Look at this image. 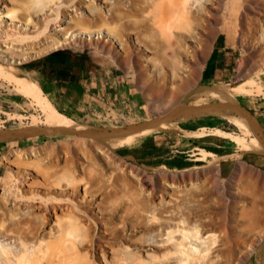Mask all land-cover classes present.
Returning <instances> with one entry per match:
<instances>
[{
	"label": "rangeland",
	"instance_id": "1",
	"mask_svg": "<svg viewBox=\"0 0 264 264\" xmlns=\"http://www.w3.org/2000/svg\"><path fill=\"white\" fill-rule=\"evenodd\" d=\"M33 1L8 0V7H12L14 11L25 17L30 14L35 22H39L44 18L47 9H55L58 6L59 8L56 9L66 13V16L70 15L69 17H73L74 20L84 19L87 26L92 27L93 30H110L115 35L114 40L117 45L122 47L120 52L115 54L113 51L115 45L107 38H99L95 40V43L77 44L17 65L22 72L39 85L42 95H46L62 114L94 129L127 128L171 112V101L175 95L172 88L187 85L186 75L189 74L193 80L190 81L188 92L181 99L182 102L191 101L194 93L192 90L198 86L238 85L249 79L251 83L248 88L253 92H247V94L240 92L236 94L234 101L241 106L239 117L255 126V130L247 131L227 117L221 118L209 113L211 115L190 116V120L180 122L177 128L170 131L156 133L149 131L150 135L144 130L139 131L135 134L137 141H132L126 146L114 142L116 146L103 144L92 138L91 143L89 137L60 136L57 133L47 132L41 137L27 138L21 142H3L0 135V159L5 157L8 162H13V150L29 151L35 148L41 152L39 157L42 160H36L35 157L30 165L25 164L26 167H30L37 161V164L34 163L36 165L32 166L34 170L25 167L27 171L19 162V166L22 165L20 167L22 171L18 176L12 172L15 169L12 167L13 164L9 169L0 164V189L3 184L6 185L5 194L7 191L6 196L10 195L8 199L11 202L7 205L11 209H8L7 203H5V208L3 206L6 200L0 201V209L3 207L0 210V225L2 226L0 231L15 228L14 223L18 222L13 216L15 213L11 211L9 214L7 211L12 210L13 207L18 208L20 205L19 208L22 210L19 208L17 210L24 213L23 215L20 213L21 219L32 224V226L26 224L27 227L37 229L40 227V220H43L42 216L47 215L44 212L47 206L53 203L55 210L60 206L62 210H52L45 218L49 222L44 229L37 231L39 238L31 239L36 229L31 231L32 234L26 231L28 243L31 245L39 242L38 239L45 242L51 240L46 256H53L60 249V243L51 237L49 229L59 228L60 222L63 224L64 217L68 214L66 208L70 209L71 206L75 208L76 203L79 202L80 197L73 193L75 188L70 186V178L67 177L70 176L72 166L77 164L73 172L75 177H71L76 178V182L79 179L82 182H78L79 185L76 183L77 194H83L85 186L89 185L86 201L91 203V207H87L89 214L84 213L82 208L75 210L80 213L86 231L88 230V232L85 231L88 234L87 240L91 242L92 239L96 243L93 246L87 240L84 242L85 238L81 240L84 243L82 253L87 255L84 260L86 264H106L101 257L102 250L107 253L108 261L113 263L115 260L112 259L111 244L120 249L128 245L131 250H141L140 253L144 252V258L147 256V251L162 253L166 248L165 244H160L161 239L165 238V236L161 238L163 228H173L174 231L176 229L178 231L180 228L181 230L192 228L191 226L197 223L202 229L207 228L213 233L216 232L215 238L219 245L216 253L218 259L214 264H264V154L255 150L253 146L255 132L259 133L264 140V128L260 121L264 118V0H192L191 4H193H190L192 6L190 9L195 13V17L201 19L199 22L192 20L188 29H186L188 23L181 20L186 24V30L182 29L183 22L182 24H179L180 21L176 22L175 29L179 28L176 30L172 29L174 24L170 25L169 22L173 30L171 36L174 38L170 37L171 33H167L170 27L166 21L170 20L164 14L169 11L167 9L173 0H160L161 4L159 1L149 4L147 0H53L48 1V4L45 3L48 8L42 5L45 11L36 8L38 5L32 6ZM97 10L103 13L101 16H105L104 19L96 17ZM161 13L162 18L160 19ZM163 15L167 20L163 21ZM171 22L173 23L172 19ZM166 24L168 26H165ZM0 32H2L0 39H7V34L5 35L1 30ZM191 34L193 36H190ZM166 36H168L167 39ZM228 36L232 38L231 41ZM178 37L186 38L184 40L187 43L185 41L184 43L186 47L189 46L187 50L191 53L183 51ZM11 39L14 40L12 36ZM226 43L232 46L233 60L230 71L222 77L220 72L214 74L216 67H220V62L216 65L214 59L215 55L222 53L221 46ZM59 52H69L83 60L84 63H88V69L96 72L95 79L101 78L102 82L107 81L109 85L113 84L118 88L106 98H87V88L80 85L72 86V88L70 86L64 91L52 92L51 82L55 81L57 76L62 75L61 78L71 81V78L77 80L84 78L87 74L86 68L78 70V67L76 74L70 72L73 70L71 67L77 64L71 63L65 53L61 54L63 60L58 62L56 67L48 64L38 70L32 65L36 62L41 64L43 60ZM178 59L182 60L180 61L182 65L185 62L189 70L184 65V67L181 65L173 69L166 62H174ZM239 62H243L240 69H238ZM51 68L54 71L53 74ZM206 71L209 74L208 78L203 76ZM173 73H176L175 78ZM116 75L129 80L135 89L136 99L124 95V89H120V85L113 80ZM151 75L153 77L150 78ZM258 86L262 89V93L257 89ZM68 92L72 94L69 95ZM181 95L183 96L184 92ZM179 101L177 100V103ZM204 101L210 100H202ZM35 118H44V113L35 98L20 90L11 78L0 76V126L3 127L1 129H21L24 123H31ZM41 124L43 127L44 124ZM191 140H199L201 147L194 149V146L189 143ZM154 142H161L167 147L164 151L158 150L156 156H153L152 151L153 154L150 152L151 155L146 156L142 148L151 147ZM127 148L136 152V155L127 154ZM195 152H199L200 155H195ZM172 157L173 159H170L172 161L177 157L176 163H167L163 166V161L168 162L166 160ZM198 157L201 160H197ZM40 161L46 168L51 165L48 167L53 173H50V177L41 174L40 167L37 166L41 165ZM90 165L92 167H89ZM52 166L59 170L56 171ZM64 170L69 174L66 177ZM47 177L48 179L53 177L51 179L55 183L58 177L61 178L60 182L64 186L69 185L68 190H57L55 187L57 184L50 189L49 182V188L47 186L48 189L44 188L47 185L45 181V179L48 180ZM16 180L19 181L20 186L16 184L18 182ZM20 181L24 182L22 183L24 185L20 184ZM51 181L50 184H54ZM32 182L42 187L36 185L34 188ZM17 186L22 188L21 191L24 189V192L20 193ZM28 190L33 191L31 198L29 194L25 196V193H29ZM61 192L64 195L60 196ZM130 198L131 201H129ZM3 209H7L6 211L9 215L12 214L13 218L8 214H2V212L6 213ZM28 211H32L31 214ZM54 212L59 217H55ZM181 219H185V222ZM176 233L174 235L178 237L179 231ZM5 241L12 243L13 249L19 248L17 240ZM105 242H110V244H104ZM98 245L101 246V250ZM125 252L127 251L122 252L121 258ZM2 258L0 257L1 260ZM175 259L176 256L171 255L153 264H165ZM4 263L7 264L6 261ZM0 264L3 263L0 262ZM42 264H46V261H42Z\"/></svg>",
	"mask_w": 264,
	"mask_h": 264
},
{
	"label": "bare ground",
	"instance_id": "2",
	"mask_svg": "<svg viewBox=\"0 0 264 264\" xmlns=\"http://www.w3.org/2000/svg\"><path fill=\"white\" fill-rule=\"evenodd\" d=\"M48 1L52 2L53 0H34L33 4H31V5L32 6L38 5V7H36V8H41L42 11H45L46 9L43 8V6L47 7L46 5L48 4ZM157 1H159V3H160V0H147V2L149 4H151V3L154 4L155 2L158 3ZM191 1L192 0H173L172 4L167 9L169 11H166L164 13L167 15V17H169V20H170V21H166V23L168 24L170 22L171 23L170 25L174 24V25H172V26H174V28L172 27L173 30L175 29V27H177V26H175L177 21L178 22L180 21L179 24L183 21L185 23H188V25L186 27V24L183 22L184 23L182 25L184 27V28L182 27L183 30L190 28L189 23H191L192 20L195 19L196 20L195 22L200 21L201 18L199 19V17H197V16L195 17L194 16L195 13L192 12V10L190 9V7H192L191 5L193 4V3L191 4ZM45 3H47V4H45ZM163 3H165V2L163 1ZM195 4H198V3H195ZM25 6L27 7V5H25ZM163 7H164V5H163ZM56 8L55 9H53V8L47 9L45 16H43L44 18L42 20H39V22H35L33 20L32 16H30V14L27 17H25V16H22L21 14H18V12L14 11L12 7L9 8L8 7V0H0V30L4 31L3 33H5V35L7 34V36H6L7 39L6 38L5 39L3 38L2 40L0 39V76L8 77V78H11L12 80H14L17 83V87H19L20 90H22L23 92H26L28 95H31L32 97L35 98L36 103L38 104L41 111L44 113L43 119L42 118H35L32 120L31 123H28V124L24 123V125L21 129L13 130V129L5 128L4 130H2L3 127L0 126V131L2 130V133L0 132L1 133L0 135H1V139L3 140V142H14V141L21 142L27 138L41 137L42 135H44L47 132V133H57L59 135L72 134V135H76V136H85V137L90 138L89 140L91 141V143H92V139H94V140L100 141L103 144H114L115 143V144H123L122 146H126L128 143H130L132 141H134V142L137 141L136 140L137 136H135V134H137L139 131L144 130V131H146V134H148V135H150V132L156 133L159 131H170V130L177 128L179 126L178 124L180 122L190 120V116H199L202 114H209V113H211L213 116H217V117H221V118L227 117V118L231 119L232 121L236 122L237 124L243 126L247 131L253 132L255 130V128H254L255 126H253L250 122L245 121L243 118L241 119V117H239L238 114H241V110H240L241 106L239 105V103L237 101L236 102L234 101V98H236V94H238L240 92H242L243 94H247V92L248 93L253 92V90L248 88V86L251 83V81L249 79L242 81L238 85H225V86L224 85H215V86L202 85V86H198V87H196V89L192 90V92H194L193 96H192V100L189 102H182L181 99L185 97L186 92H188L187 89L189 88V86L191 84L190 81L193 80L189 74L186 75L187 82L189 85L187 84L184 86H178V87L172 88L175 95L173 97V100L171 101V105H172L171 106V108H172L171 112L166 113L160 117H155V118L149 119L145 122L130 125L127 128L126 127L125 128L124 127H116L112 130L101 129V128L100 129H94V128L88 127L85 124L76 122L72 118H69L65 114H62L61 112H59V110L54 106L52 101L46 95H44V94L42 95L39 85L34 80H32L27 74L22 72L21 69H19L17 67V65L22 64L24 62H27L29 60L38 59V58L43 57L45 55H48L52 52H55L57 50L65 49V48H68V47H71V46H74L77 44H87L88 42L89 43L90 42L95 43L96 42L95 40L99 39V38H107L108 40H110L113 43V45H115V50H113L115 52V54L120 52V49H122V47H119L117 45V42L114 40L115 35L112 34L110 30L109 31H103L101 29L99 31L93 30L92 27L87 26L88 24L86 23V21L84 19L80 18L79 20H74L73 17H69L70 15L66 16V13H64L61 10L59 11ZM161 9H162V7H161ZM32 10H33V8H32ZM74 10H76V9H74ZM47 12H50V13H47ZM97 12L98 13L96 14L97 15L96 17L97 18L99 17L98 19L101 18V20H102V18L103 19L105 18V16H101V14L103 15L102 12H99L98 10H97ZM156 12L154 14H156ZM197 12L198 11H196V13ZM98 15H100V16H98ZM161 16H162V13L160 15V19L162 18ZM165 19L166 18L164 16L163 21H165ZM171 19L173 20V23L171 22ZM181 20H183V21H181ZM154 22H155V18H154ZM158 23H160V22H158ZM167 24L165 26L169 25V24L168 25ZM170 25H169L170 29H169V27H167L170 30V31L168 30L169 32H167L169 34L171 33V31H173L171 29ZM165 26H164V28H165ZM185 27H186V29H185ZM176 29H179V28H176ZM0 33H2V32H0ZM172 33L170 34V37H172L171 36ZM11 36L14 38V40L11 39ZM190 36H193V35L191 34ZM167 37L168 36H166V39H167ZM172 38H174V37H172ZM172 38H171V40H172ZM178 38H180V37H178ZM193 38H191V39H193ZM184 39H186V38H184ZM184 39L180 38L178 40V42H179V45L181 46V48L183 49V51L187 53V52H190L187 50V48H189V46L186 47V45L184 43V41H185ZM169 44H170V42H169ZM116 45H117V47H116ZM111 49H113V48H111ZM190 53H188V54L191 55ZM180 61H182V60H180ZM180 61L178 59V60H174V62H172V61H166V62L173 69H177V68L181 67V65H182V63ZM242 63L243 62L238 63V69H240ZM183 65L186 66L187 64H185V62H184ZM144 66H146V65H144ZM145 69H146V67H145ZM187 69H188V67H187ZM146 73H149V72H146ZM175 75H176V73H173L174 78L176 77ZM151 77H153V76L151 75L150 78ZM146 78H149V77H146ZM180 80H181V78H180ZM183 82H184V80H183ZM193 87H194V85H193ZM257 89H259V92L261 91V93H262V89L260 87ZM182 92H184L183 96L181 95ZM171 93L173 94V92H171ZM170 96H172V95L170 94ZM170 99H171V97H170ZM206 99H209L210 101L202 102V100H206ZM177 100H180V101L177 103ZM162 103H164V102H162ZM211 114H209V115H211ZM41 123H43L45 127L44 126L42 127ZM59 130L61 132H59ZM74 130H75V132H73ZM115 144H114V146H116ZM253 144H254L253 146H254L255 150H258L262 154H264V140L259 135V133H256V132L254 133ZM101 146H103V145H101ZM99 150H101V149L99 148ZM39 152L35 148H31V149H29V151H22L19 149H15L12 152V157L14 159L13 162L9 161L10 162L9 163L7 158L2 157L0 159V164L2 166L6 167L7 169H9L10 165L13 164L14 166L12 165V167H15V169L12 172L15 176H18L19 174H21L22 168H20V167L22 165H24L22 167H24V169H25V167H26L25 164L30 165V163L34 161L35 157L37 158L36 160H41L39 157L41 152L40 153ZM37 156L39 157V159ZM57 156L59 157V154ZM32 157H34L33 160H32ZM46 158L49 159V157H46ZM41 161H40V164H41ZM19 162L22 164L21 166H19L20 165ZM108 162H109V160H108ZM34 163L37 164V161ZM34 163H33V165H34ZM29 165H27V166H29ZM33 165H31L30 167H26V168L27 169H29V168L33 169L34 168V167H32ZM70 165H71V162H70ZM76 165L72 166L73 167V169L71 170L72 173H71V171L69 172L70 176H67L69 174H67L68 171H66L67 170L66 168H63V169H66V170H64V173H66V175L64 173L63 174L65 175V177L67 176L70 178L69 184H71L70 186H72L73 189L75 188V191L73 193H75L76 196L78 195L80 197L79 202H77L78 204L76 203V206L74 205L75 208H73L72 206L70 207V209L66 208L68 211V214L65 215L66 217H64V216L63 217L65 219L67 218V220L65 221V219H64L63 224H62V222H60V220H61L60 219L59 222L61 223V225H59V228L49 229L50 230L49 232L51 233V237L54 238V240L56 242L60 243V249L56 253H54L53 256L47 257L46 255L48 254L47 252L49 251L48 248L50 247L48 245H50L51 240L47 241L48 239H45L47 241V242H45V241L38 239L39 242H36L35 244L31 245L28 243V239H27L28 237H26V235H28L27 232H30L32 234V232H33L32 230H35L36 227H33V229L30 228L32 226V224L29 222L27 223L26 221L21 219V215H20L21 211L17 210L20 206L19 205L18 208L15 207L16 211H15L14 207L12 210L3 209L4 211L7 210L9 212V214L11 213V211L14 212L15 214H13V216L15 217V219H17L18 222L15 221L16 222V223H14L15 228L10 229V230L4 229V231H0V238L3 237V239H0V257H3L2 260L0 259L1 263L5 264L4 262L6 261L7 264H42V261L45 260L46 264H86L84 262V260L86 259L87 255L86 254L84 255L82 253V244H84V243H82L81 240H82V238H85L83 240L84 242H85V240H87L86 237H88V234L86 232H88V230L86 231V227L83 224V219L79 215L80 213L78 212V210H81L80 208H82V210H84L83 211L84 213L89 214V210L87 209V207L88 206L91 207V203L89 204L88 201H86V196L88 194L87 186H89L87 183H86L87 185L84 188V193L83 194H77V189H78L77 184H78V182H80V179L77 180V182H76V180H75L76 178H74L75 173L73 174V172H75L74 169H75ZM37 166H38V168L40 167L39 169L41 170L42 175H46V176L50 177V175L53 174V173H51L52 170L49 171V168H48V167H51V165L50 166L48 165L47 168L43 164H41V165L38 164ZM37 166L35 168H37ZM54 167L52 166V168H54ZM89 167H92V166L90 165ZM56 168H58V167L56 166ZM56 168H54L56 171L59 170ZM40 170H38V171H40ZM71 176H74V177H71ZM59 177H58V181H56V183L53 182L54 180L51 179L53 177L50 178L52 181L50 179H48V177H47L48 180L45 179V181H47V185H45V187L44 186L43 187L47 188L48 182H49V185L51 186L50 189L54 188L53 186H55L57 184L58 186L57 185L55 186L57 190L58 189L59 190H65V189L68 190L69 185L64 186L62 184V182H60L62 179ZM16 181H18V180H16ZM50 181L53 182L54 184H50ZM65 182H66V180H65ZM18 183H19V181L16 184L19 185ZM22 183H24V182L20 181V184H22ZM41 183H43V182H41ZM63 183H64V181H63ZM80 183H82V182H80ZM26 184L29 185L28 183H26ZM22 185H24V184H22ZM32 185H33V187L34 186L36 187L37 184L32 182ZM37 186H39V184ZM18 188L20 189V193L24 192V189H23V191H21L22 188H20V187H18ZM1 190H3V191H2V193L0 192L1 193L0 198L2 196V199H0V201L3 200L2 202H4L6 200L3 204V206L5 208L8 205V203H11L8 199V197L10 195L8 194V196H6L7 191L5 194V190H6L5 184H3L0 191ZM11 191H12V189H11ZM28 191H29V193H25V196H27L29 194L28 196L31 198L30 195H31V192H33V191L32 190L31 191L28 190ZM35 191H37V190H35ZM108 191H109V189H108ZM18 192H19V190H18ZM41 192H43V191H41ZM15 193H17L16 190H15ZM39 193H40V189H39ZM62 195H64L63 192H61L60 196H62ZM21 196L24 198L23 194H21ZM39 196H42V195H39ZM135 196H136V194H135ZM54 197H56V196H54ZM13 199H15V198H13ZM129 201H131V198ZM5 203H7L6 206H5ZM56 203L58 204V202H56ZM52 204L50 206H47V209L44 211L45 213H47V215L43 214L44 215V216H42L43 220H40L42 223L40 222V227L36 229L34 234H32L31 239L32 238H39V232H37V231L44 229L46 224H48L49 220L47 221L45 218L48 215H50L49 214L50 211H52V210H54V211L59 210L60 211V209H61L60 206H58V208H56V210H55V206H52ZM95 204L96 203H94V205ZM150 204H152V203H150ZM14 205H15V201H14ZM140 205H141V203H140ZM2 208L3 207H1L0 210H2ZM7 208H8V206H7ZM8 209H11V208L9 207ZM19 209H21V208H19ZM75 209H78V210L76 211ZM7 211H6V213L2 212V214H8ZM17 211H19V213H17ZM144 211H145V213H147L146 210H144ZM30 212H32V211H30ZM62 212H64V211H62ZM154 213H156V211ZM21 214L23 215L24 213H21ZM64 214H65V212H64ZM9 216L11 217L12 214ZM13 216H12V218H13ZM54 216L56 217L58 215L54 212ZM82 216L86 217L85 215H82ZM88 220H89V218H88ZM182 221L185 222V219ZM210 221H212V220H210ZM53 223H54V220H53ZM26 224H27V226H28V224H31V226L27 227ZM197 224L194 226H191L192 228H190V227L189 228H183L182 227L183 228L182 230L180 227H178V228H180V230L178 229V231L180 233V234L178 233V235H179L178 237L175 236L177 234L176 232H178L177 229H176V231H174L173 228H163V234H161V238L163 236H165V238L163 237L164 239H161L160 244L161 243H163V245L165 244L166 248L164 249V251L162 253H159V254L155 253L154 251H151V252L147 251L146 258H148V260L146 258H144V255H143L144 252L142 254V253H140L141 250L132 249L133 250L132 251L130 246L128 247V245H124V244H123L124 246L121 249H120V247L117 248V247L112 246V244L110 245L111 253L113 251V253H112L113 258L112 259L115 260V261H113V263L111 261H108V257L106 256L107 253L104 250H102L100 252L101 257L106 262V264H153V262L155 263V261H159V259L164 260V258L165 259L169 258L171 255L172 256L175 255L176 259L172 262H168L165 264H214V263H216V261L218 259L217 258L218 255L216 253L218 251L217 246L219 245V244H217V242H216L217 240L215 238L216 232H214L215 233L214 234L213 231H211V229H207V228L202 229V227H199V224L198 225ZM0 227H2V226L0 225ZM42 232H43V230H42ZM42 232H41V234H42ZM46 234H47V232H46ZM8 239H15V241L17 240L19 248L13 249V247L11 246L12 243H8V242L6 243L5 240H8ZM87 241H88V243L90 242L89 240H87ZM90 243H92L93 246L96 245V243H94L92 241V239H91ZM106 243L110 244V242H105L104 244H106ZM111 243H113V241ZM98 247L101 250V246L98 245ZM125 249H127V250H125ZM123 251H127V252L123 253L124 256L121 258ZM145 252H146V250H145Z\"/></svg>",
	"mask_w": 264,
	"mask_h": 264
},
{
	"label": "crops",
	"instance_id": "3",
	"mask_svg": "<svg viewBox=\"0 0 264 264\" xmlns=\"http://www.w3.org/2000/svg\"><path fill=\"white\" fill-rule=\"evenodd\" d=\"M228 38L230 39V41L232 40V38L230 36H228ZM231 47L227 43H226V45L222 44V46H221L222 53L219 54V55H215V59H214L216 61L215 64L218 65L217 63L220 62V67H216V69L214 70L215 71L214 74H216L217 72H220V75L223 77L224 75H227L228 71H230V66H231V63H232L231 61L233 60V49ZM62 57L63 56H61V54L52 55L51 58H47L46 60H43V62L38 65L37 69L39 70V69L43 68V66H47L48 64H49V66H52V67L55 66L56 67V64L58 62H60V61L62 62V60H63ZM60 68H62V67L60 66ZM84 68H86V70H87L86 76L84 78H81V79L78 78L77 80H74L70 76V78H71L70 80L72 82L68 81V79L61 78L62 75L59 74L61 77L57 76L55 78V81L51 82L53 84L52 92H56L57 90L64 91L68 87L70 88V86L72 88V86L80 85L82 87L87 88L86 89V93H87L86 97L87 98H98V97L99 98H103V96H105V98H106V96H108V97L111 96L110 94L112 92H114L115 89L118 88L116 85L115 86L113 84L109 85L107 81L102 82L101 78H99V77L98 78L100 80L99 79L98 80L95 79L96 72L88 69V63H84V65L81 64V65L74 66L73 70L70 71V72H73V73L76 74L77 73V71H76L77 69L78 70H82ZM51 72H52V74L54 73L52 68H51ZM203 76H204V78H206V77L208 78V76H209L208 72L206 71V73ZM65 77H68V75H65ZM113 80L117 84L120 85V87H119L120 89H124V91H123L125 93L124 95H126V96L128 95V97L132 98V99H136L137 98L135 89L130 84L129 80H125L124 77L121 78V75H116V77ZM69 82L73 83V84L67 85L66 83H69ZM116 83H114V84H116ZM79 90L81 92H83V90H81V89H79ZM88 92H90V94H88ZM68 94L70 95V94H72V92H68ZM56 100H58V99H56ZM64 101H66V100H64ZM260 121L262 122V124H263L262 126L264 128V118L263 119L261 118ZM60 136H71V135L63 134V135H60ZM189 143L194 146V149H199L201 147V142L199 140H191V142H189ZM166 147L167 146L163 145L161 142H156V143L154 142V143L151 144V147L146 146V147H144L142 149H144L146 156H149V155L153 154L152 152H154L153 156L154 155L156 156L158 154V150L164 151ZM127 149H128L127 154H131L132 156L136 155V152L130 150L129 148H127ZM150 152H151V154H150ZM195 155H200V154H199V152H195ZM157 157H159V156H157ZM159 158H161V156ZM170 159H173V157L172 158H168L166 160L168 162H164L163 161V164H164L163 166L167 165V163L168 164L176 163L177 157L173 161L170 160ZM196 159L197 160H201V159H199V157L196 158ZM170 161H172V162H170Z\"/></svg>",
	"mask_w": 264,
	"mask_h": 264
},
{
	"label": "trees",
	"instance_id": "4",
	"mask_svg": "<svg viewBox=\"0 0 264 264\" xmlns=\"http://www.w3.org/2000/svg\"><path fill=\"white\" fill-rule=\"evenodd\" d=\"M64 53H65V55H66V58L69 59V61H70L71 63H73V64L75 63V64H77V65H81V64L84 63L83 60H81V59H79V58H76L73 54H71V53H69V52H59V54H62V55H63ZM54 55H56V54H54ZM39 64H40V63L36 62V63H34V64H32V65H34L35 68H37ZM74 66H76V65H73L71 68H73Z\"/></svg>",
	"mask_w": 264,
	"mask_h": 264
},
{
	"label": "built area",
	"instance_id": "5",
	"mask_svg": "<svg viewBox=\"0 0 264 264\" xmlns=\"http://www.w3.org/2000/svg\"><path fill=\"white\" fill-rule=\"evenodd\" d=\"M105 96H103V98H104Z\"/></svg>",
	"mask_w": 264,
	"mask_h": 264
},
{
	"label": "water",
	"instance_id": "6",
	"mask_svg": "<svg viewBox=\"0 0 264 264\" xmlns=\"http://www.w3.org/2000/svg\"><path fill=\"white\" fill-rule=\"evenodd\" d=\"M69 135H72V134H69Z\"/></svg>",
	"mask_w": 264,
	"mask_h": 264
}]
</instances>
